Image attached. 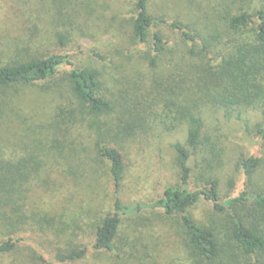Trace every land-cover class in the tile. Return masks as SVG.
Here are the masks:
<instances>
[{
  "label": "trees",
  "instance_id": "obj_1",
  "mask_svg": "<svg viewBox=\"0 0 264 264\" xmlns=\"http://www.w3.org/2000/svg\"><path fill=\"white\" fill-rule=\"evenodd\" d=\"M151 1L132 0L131 3L133 38L137 44L150 48L145 52L149 65L157 70L163 54L173 45L158 28L162 25L178 32L189 45L190 60L170 73L152 74L147 90L134 83L132 95L126 91L122 102L103 92L99 68L79 65L67 51L42 53L41 46L36 45L39 38L29 37L28 33L34 24L31 15L39 5L30 0L28 10L22 8L27 30L23 27L13 42H24L28 56L0 67V110L4 112V119L9 118L23 131L20 135L19 129L12 131L13 138L0 141V256L16 253L24 246L23 242L30 243L23 234L29 233L34 225L41 226L47 236L48 230L44 228L54 224L49 213H35L51 208L36 205L38 197L32 193L33 180H38L42 187L54 189L59 182L57 179L51 182L50 173L56 167H64L59 172L62 176L79 179L86 167V171H96L94 166L91 170V162L103 161L109 164L115 200L112 210L96 226L93 248L114 250L125 216L161 209L170 216L181 215L189 264H264V191L251 194L242 191L222 200L219 180L205 174H202L203 184L192 188L193 162L207 139L203 132L204 108L222 109L226 115L237 112L238 116L249 108L259 110L263 115L259 133L264 137V5L255 13L249 10L228 13L225 29L217 26L205 33L202 27L195 29L180 20L153 15ZM254 24L253 35L243 37ZM200 40L202 46L198 47ZM60 41L66 44L64 35H60ZM91 54L103 62L109 58L95 50ZM39 82L53 85L63 82L70 93L73 106L57 114L60 119L56 124L46 125L44 120L36 118V108L26 110L18 102L21 87ZM116 113L120 125L110 140L108 136L113 132L110 122L101 124L100 118L112 120ZM80 123H85L82 125L90 130L86 134L89 141L95 135L94 147L91 141L84 140L85 135L78 128ZM182 123L188 126L186 143L173 145L180 182L168 186L155 200L123 201L121 191L129 164L117 145L130 136L149 137L154 127L162 124L172 128ZM59 135L63 137L61 141L57 139ZM86 150L96 151L90 154ZM259 164V158L254 155L241 162L248 176ZM203 199L211 202L217 212L229 214L231 226L224 236L216 229L202 226L189 212ZM87 252L88 247L66 246L59 248L56 256L59 262L68 263L85 257ZM41 258L46 260L44 254Z\"/></svg>",
  "mask_w": 264,
  "mask_h": 264
},
{
  "label": "rangeland",
  "instance_id": "obj_2",
  "mask_svg": "<svg viewBox=\"0 0 264 264\" xmlns=\"http://www.w3.org/2000/svg\"><path fill=\"white\" fill-rule=\"evenodd\" d=\"M29 1L0 0V67L28 56L25 43L13 42V39L18 37L23 27L27 30L22 10H28ZM31 1H36L39 9L31 15L34 24L28 33L29 37L39 38L36 45L41 46L40 51L45 54L67 51L79 65L99 68L103 92L115 100L124 101L126 91H130L131 96L134 83L147 90L150 87L148 78L152 74L170 73L190 60L187 55L189 45L182 41L178 32L162 25L158 28L173 45L163 54L159 68H151L145 58V52L150 48L137 44L133 38L132 0ZM262 5L264 0H152L150 11L155 16L180 20L195 29L202 27L205 33H209L217 26L225 29L228 13L243 10L255 13ZM254 28L255 24L251 25L243 37L252 36ZM60 35H64L66 44H61ZM202 40L198 41V47L202 46ZM92 50L108 55V60L103 62L95 58ZM18 102L26 110L36 108V118L44 120L46 125L56 124L60 119L57 114L73 106L63 82L61 85L39 82L21 87ZM202 115L205 120L203 132L207 139L193 162L192 188L203 184L201 179L205 174L219 180L222 200L235 197L242 191L248 194L264 191V137L259 133V127L263 125L261 111L249 108L238 116L237 112L226 115L222 109L206 107ZM4 117V112L0 110L1 143L9 137L13 138L12 131L15 133L19 129L18 135L23 133L16 123ZM100 121L101 124L110 122L109 128L113 132L108 139L113 140L114 131L120 125L118 113L112 120L102 116ZM82 124L85 123H80L78 128L85 135L84 140L91 141L94 147L95 135H91L89 141L86 134L90 130ZM187 134L186 123L172 128L162 124L154 127L149 137L134 135L117 145L125 153L129 164L121 191L123 201H152L161 197L168 186L180 182L173 145L176 142L186 143ZM57 137L60 141L63 139L61 135ZM86 151L91 154L96 150ZM253 155L259 158L260 164L248 176L241 162ZM90 166L91 170L94 166L96 171H86L88 167L85 166L84 175L79 179L72 175L62 176L59 172L64 171V167H56L50 173L51 182L56 179L59 182L54 186L55 190L53 187H42L38 180L32 181L33 196L38 197L36 205L51 208L48 211L34 210L35 213H49L54 218V224L44 228L48 230L47 236L41 226L34 225L29 233L23 234L30 243L23 242L24 246L16 253L1 255L0 264H189L181 215L170 216L161 209L125 216L114 250L93 248L96 226L112 210L115 187L107 162H91ZM45 175L41 174L43 179ZM189 212L202 226L216 229L223 236L231 226L229 214L217 212L213 204L204 199L191 207ZM66 246L88 247V252L76 261L59 262L57 250ZM43 254L45 261L41 258Z\"/></svg>",
  "mask_w": 264,
  "mask_h": 264
}]
</instances>
